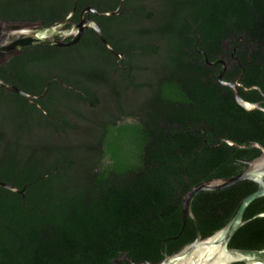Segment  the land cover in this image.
I'll list each match as a JSON object with an SVG mask.
<instances>
[{
  "label": "trees",
  "instance_id": "16d2710c",
  "mask_svg": "<svg viewBox=\"0 0 264 264\" xmlns=\"http://www.w3.org/2000/svg\"><path fill=\"white\" fill-rule=\"evenodd\" d=\"M76 1L73 23L87 7L117 11L89 18L121 57L88 29L74 46L26 48L0 66L1 79L31 95L49 87L33 103L0 88V181L24 189L0 188V264L160 263L196 240L195 223L183 227L186 194L261 155L250 147L264 146V112L239 106L218 77L224 61V81L264 92V0ZM73 7L0 0V21L52 26ZM241 95L263 100L256 89ZM256 190L245 181L199 193L202 237ZM261 213L264 197L246 209L231 249L264 250Z\"/></svg>",
  "mask_w": 264,
  "mask_h": 264
},
{
  "label": "water",
  "instance_id": "95a60500",
  "mask_svg": "<svg viewBox=\"0 0 264 264\" xmlns=\"http://www.w3.org/2000/svg\"><path fill=\"white\" fill-rule=\"evenodd\" d=\"M73 3V10L65 20L52 26H46L41 23V21H0V66L8 63L12 58L23 54L26 48L74 46L82 39L88 29L95 31L96 35L110 52L117 57H121V54L116 52L106 40L98 22L89 18L90 14L97 17H111L116 15L117 11L100 12L93 7H87L82 10L79 23H73L71 22V19L76 12L77 1L73 0ZM68 25H70L69 28ZM68 37H71L70 40L65 41ZM203 54L205 55V53ZM206 62L209 63L208 57H206ZM219 63L223 65V70L220 73L218 80L222 85L234 90L237 104L248 112L257 110L264 112V108L262 107L263 102L251 103L247 102L242 97L240 91L242 85L239 83L224 81L223 77L226 71V64L224 61H219ZM239 79L240 78L237 79V82ZM0 88L19 94L33 103L34 100L43 98L48 93L49 87L46 86L44 93L36 96L31 95L14 84L0 78ZM253 89L262 92L258 87H253ZM262 95L264 96V94ZM223 142L239 149L245 148V146L238 145L228 139H224ZM250 148L259 149L261 155L248 162L245 170L239 175L231 178L205 181L193 187L184 197L182 207L183 227L186 225L188 219H191L195 223L197 237L193 243L186 245L173 255H169L165 252L164 259L160 263H153L150 261L135 263L130 260L127 255H124L120 260L115 261L114 264H122L123 261H127V264H233L237 262H242L244 264H264V250L248 251L231 249L229 247L231 239L246 223L244 220V214L248 206L255 200L264 197V146L256 142ZM245 181H251L257 184V190L239 203L233 216L222 229L210 237L203 238L198 221L195 218L192 209L195 197L201 192L219 191ZM0 188L24 196V189H19L16 186L2 181H0ZM256 217H264V213L258 214L255 218ZM171 239L172 238L165 240L164 244L167 245Z\"/></svg>",
  "mask_w": 264,
  "mask_h": 264
},
{
  "label": "flooded vegetation",
  "instance_id": "af4514ba",
  "mask_svg": "<svg viewBox=\"0 0 264 264\" xmlns=\"http://www.w3.org/2000/svg\"><path fill=\"white\" fill-rule=\"evenodd\" d=\"M225 64H226V62H225ZM226 69H227V64H226ZM240 78V77H239ZM231 83H239L240 85H242L241 87H240V91H241V89L243 88V90L245 91V92H248V91H250L251 89H253V87H257V86H253V87H251V88H246L243 84H241L239 81L237 82V80L235 81V82H231ZM259 88V87H258ZM257 90V89H256ZM259 91V90H258ZM262 91V90H261ZM260 92V91H259ZM260 94H261V96L263 97V100H261V101H258V102H256V103H259V102H263L262 103V107H263V104H264V96L262 95V94H264V92L262 91V92H260Z\"/></svg>",
  "mask_w": 264,
  "mask_h": 264
},
{
  "label": "bare ground",
  "instance_id": "6f19581e",
  "mask_svg": "<svg viewBox=\"0 0 264 264\" xmlns=\"http://www.w3.org/2000/svg\"><path fill=\"white\" fill-rule=\"evenodd\" d=\"M254 264H262V263H254Z\"/></svg>",
  "mask_w": 264,
  "mask_h": 264
}]
</instances>
